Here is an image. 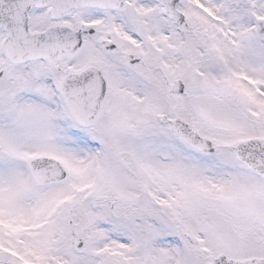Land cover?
<instances>
[{
	"label": "snow or ice",
	"instance_id": "1",
	"mask_svg": "<svg viewBox=\"0 0 264 264\" xmlns=\"http://www.w3.org/2000/svg\"><path fill=\"white\" fill-rule=\"evenodd\" d=\"M0 264H264V0H0Z\"/></svg>",
	"mask_w": 264,
	"mask_h": 264
}]
</instances>
